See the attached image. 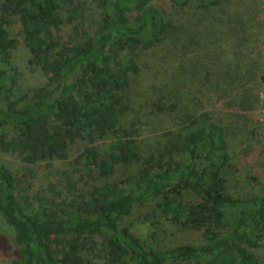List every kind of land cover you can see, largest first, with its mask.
<instances>
[{
  "label": "trees",
  "instance_id": "obj_1",
  "mask_svg": "<svg viewBox=\"0 0 264 264\" xmlns=\"http://www.w3.org/2000/svg\"><path fill=\"white\" fill-rule=\"evenodd\" d=\"M92 1L99 9L94 26L86 22L84 1L0 0V153H17L31 165L65 159L70 145L83 140L82 163L108 179L79 196L31 201L0 160L3 254L12 264H97L84 253L85 243H93L102 245L106 264H257L253 247L264 243V196L228 193L224 172L232 166L227 136L233 121L224 123L210 112L225 101L235 117L253 125L248 113L258 105L251 86L259 67L252 59L254 32L246 22L232 27V19L231 31L240 34L236 44L243 47L226 52L217 45L221 31L213 22L226 13L216 14L214 6L223 7V0H171L192 6L196 22L173 19L156 0ZM64 25L72 27L68 38L56 33ZM19 32L30 64L47 82L18 97L12 53ZM167 39L174 54L188 57V76L157 88L153 109L178 111L184 88L203 107L188 110L170 139L157 140L144 155L137 123L124 119L130 107L125 96L141 69V53ZM207 91L216 95L214 105ZM250 134L261 136L255 128ZM125 165H135L136 172L116 180ZM187 191L196 199L186 200ZM146 203L159 213L149 216L154 238L163 217L201 231L203 243L161 247L144 241L126 219Z\"/></svg>",
  "mask_w": 264,
  "mask_h": 264
},
{
  "label": "rangeland",
  "instance_id": "obj_2",
  "mask_svg": "<svg viewBox=\"0 0 264 264\" xmlns=\"http://www.w3.org/2000/svg\"><path fill=\"white\" fill-rule=\"evenodd\" d=\"M73 1L75 4L81 1L86 2L84 4L87 8L85 12L86 22L93 25L92 22L98 20L99 9L96 3L92 0ZM155 4L163 8L168 15H171L173 19L179 22L184 20L186 22H196V10L192 6L187 8L179 5L174 6L171 0H156ZM220 4L221 6L219 7L217 5L214 6V8H218L216 14L218 12L220 14L221 9L224 10V13L226 12L225 0H223V7L221 2ZM220 17L222 18L221 22H213V24L218 28V31H221L220 35L215 34L218 38L216 41L217 45L220 44L224 48L226 31L228 37L231 26L226 21V14L225 17ZM56 33L68 38L72 33V27L64 25L62 30ZM15 35L20 41L18 47L12 53L13 63L17 67L16 93L19 97L32 88L44 85L47 82V77L40 68L30 64L31 53L24 44L22 33L19 32ZM217 51L220 50L216 49ZM196 54V52L195 54L192 53V60L198 56ZM140 63L141 69L132 76L131 86L125 96V98H130L126 101L130 107L126 110L124 119L127 120V124L137 123L141 134L140 140L143 143L141 151L146 155L149 150H153L157 140L165 141L170 139L169 137L175 130L180 117L184 116L188 110H202L203 106L197 104L191 93L192 89L189 87V92L186 88L180 89L182 99L178 111L160 113L153 109L152 103L156 100L157 88L165 90L164 85L172 84L175 76L176 79L182 80H185L188 76L184 70V66L190 65L188 57L174 54L172 44L168 39L157 44L149 51H143L140 56ZM262 65V69H264V62ZM192 86H195L193 87V90H195L196 84ZM251 88L258 94L256 109L248 113L253 115L252 126H249L250 122L246 121V118H237L231 110L226 109L224 107L225 101L217 103L216 107H213L210 111L214 118L220 119L224 123L230 120L233 121L231 122L233 128L229 130L227 136L230 142L229 149L232 156V166L225 170L224 176L228 193L235 197L264 196V82L255 83ZM207 94L211 97L214 105L217 102L216 95L210 91H207ZM192 97L194 99L193 104L191 101ZM253 128L261 136L259 134H250V129ZM107 142H111V139H108ZM86 145L85 141L77 140L70 145L67 158L40 161L31 165L26 163L19 154L13 152H1L0 160L9 166L20 182L22 190L31 201H36V199L46 196L49 198L56 196L58 200H61L66 196H79L82 193H86L89 187L95 184H103L108 180L104 177L97 178L98 173L89 171L85 164L82 163L79 157L84 152ZM26 168H31V171L26 172ZM135 172V165L119 167L116 180ZM185 197L186 200L196 199V196L188 191ZM147 204L149 203L136 206L132 214L126 219L132 231L144 241L147 243L155 241V244L161 247L203 243L201 231L174 225L169 220L163 217L160 218V216L159 218L163 222L161 231L159 234H155L154 238L149 216L152 212L156 215L159 213L155 211L153 205ZM2 229L5 230V228L0 227V231ZM5 232H0V237L5 235ZM85 244L88 250H85L84 253L89 258L93 259L97 264H106V256L104 251H102L103 247L101 244H98V246H94L93 243ZM253 251L258 259L257 264H264V243L253 247ZM11 261L12 258L4 255L0 249V264H12Z\"/></svg>",
  "mask_w": 264,
  "mask_h": 264
},
{
  "label": "crops",
  "instance_id": "obj_3",
  "mask_svg": "<svg viewBox=\"0 0 264 264\" xmlns=\"http://www.w3.org/2000/svg\"><path fill=\"white\" fill-rule=\"evenodd\" d=\"M225 5L226 19H228L230 26L231 22L229 21L232 19L234 20L232 27L237 25V22H246L247 28L249 27V30L251 29L254 32L253 34L250 33L253 36V40L251 41L254 45L252 59L255 61V64H259L254 76L256 83L264 82L262 79L264 76V69H262L264 62V0H225ZM230 33L233 35L227 37L226 31L224 47L228 48V50L230 49L231 52H239L243 47L239 48L236 44L240 34L233 33L231 30ZM242 35L243 30L241 29Z\"/></svg>",
  "mask_w": 264,
  "mask_h": 264
}]
</instances>
